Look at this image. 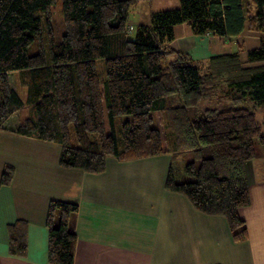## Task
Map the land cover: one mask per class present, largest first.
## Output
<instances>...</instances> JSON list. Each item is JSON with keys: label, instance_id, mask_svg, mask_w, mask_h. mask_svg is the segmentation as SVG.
<instances>
[{"label": "trees", "instance_id": "obj_1", "mask_svg": "<svg viewBox=\"0 0 264 264\" xmlns=\"http://www.w3.org/2000/svg\"><path fill=\"white\" fill-rule=\"evenodd\" d=\"M137 1L62 0L65 30L59 42L49 33L48 57L43 18L48 22L56 0H0V129L59 143L60 166L93 173L105 170L107 156L169 154L166 189L185 195L204 213L224 216L234 238L245 240L239 209L250 203L247 172L256 141L264 144V113L259 121L255 111L257 104L264 106V37L247 50L246 62L238 46L201 60L205 72L199 60L170 43L182 23L195 35L230 39L248 24L264 31V0H180L178 7L152 12L130 35L129 11ZM216 78L226 81L229 95L200 109L205 86ZM18 86L26 88L25 101ZM249 99L252 107L244 105ZM26 105L34 115L7 128ZM156 115L163 116L164 126L154 125ZM181 156L187 159L180 166ZM14 171L13 164L4 165L0 187L12 182ZM78 209L76 201L48 203L51 264H74ZM9 236L10 253L24 256L27 221L9 225Z\"/></svg>", "mask_w": 264, "mask_h": 264}, {"label": "crops", "instance_id": "obj_2", "mask_svg": "<svg viewBox=\"0 0 264 264\" xmlns=\"http://www.w3.org/2000/svg\"><path fill=\"white\" fill-rule=\"evenodd\" d=\"M216 37L227 38L195 35L182 23L175 26L170 45L196 53L200 60L234 50L230 45L213 53L210 40ZM257 39L242 51L243 61L247 50L260 44ZM13 136L29 142V150L45 153L47 162L44 173L36 169L37 185L26 179L28 172L18 174L14 166L12 182L0 187V264H51L45 223L52 198L79 204L74 264H264V144L256 146L248 167L250 203L239 209L248 237L236 240L224 216L204 213L185 195L166 189L169 154L161 163L160 155L130 160L107 156L105 170L93 173L60 166L59 143L58 157L54 154L51 162L46 144L52 141ZM2 169L3 164L0 174ZM18 219L27 221L24 256L9 250V225Z\"/></svg>", "mask_w": 264, "mask_h": 264}, {"label": "rangeland", "instance_id": "obj_3", "mask_svg": "<svg viewBox=\"0 0 264 264\" xmlns=\"http://www.w3.org/2000/svg\"><path fill=\"white\" fill-rule=\"evenodd\" d=\"M180 5V0H138L135 4H133L130 7L129 11V32L130 35H133L138 28L140 24H145L150 21V16L152 12H156L163 9H169V8H175ZM187 27V26H186ZM65 30L64 26V20H63V14H62V0H56V2L52 5L49 12V19L48 22L45 21L43 18V35H42V41L45 45L46 54L49 57V50H48V42L47 37L49 33H52L54 39L56 42H59L61 40V36ZM180 32V30H179ZM178 32V33H179ZM257 37H264V31H258L254 30L252 28L248 27L241 33L239 36H236L232 39L228 38H211L210 42H212V52L218 53L223 50L224 47L232 46L234 49L238 47L243 48L242 51L246 49L247 46H253V44L256 43V40L258 41ZM218 39V40H217ZM223 39V40H222ZM173 48H177L176 45L172 46ZM242 53V52H241ZM194 59L199 60L202 72L206 71V66L202 64V61L198 59V54L196 53H190ZM244 57V54L242 55V58ZM97 71L98 76L100 78V85L102 90L104 89V80L106 77V70H105V59L100 58L97 60ZM19 87V93L23 100H26V88ZM229 95L228 86L226 84V81L223 78H216L215 80H212L211 83L207 84L204 88V94L202 95V99L200 101V105L198 106L200 109H203L206 106L215 105L218 103H222L224 96ZM106 100L104 98V108H105V115H106V123L108 125V117H107V111L105 106ZM254 101L249 99L247 102L244 103L245 106L252 107L254 105ZM243 105V104H242ZM198 110V109H197ZM256 116L259 121L263 118L264 113V106L261 104L256 105ZM191 116L195 115V110L191 111ZM34 115V109L30 105H26L24 108L17 111L7 122L6 126L7 128H12L16 126L20 121L24 120L26 117H32ZM163 116H155L154 125L155 126H164L165 122H163ZM109 126V125H108ZM109 128V127H108ZM17 132H13L10 129H0V168L3 164V167L5 165V162L15 164L14 166H17V173H29V176L26 175V179L30 180L34 185L36 184V174L37 170L42 171L44 173L45 163L47 162L45 160L46 156L45 153H42L40 150H29L28 146L30 145L29 142L21 141L15 139L16 137L13 136ZM71 133V139L72 143H76V137L73 128L70 130ZM49 144H46L50 149L52 150V154L50 153L52 162V157L54 154H56V158L58 157L59 153V147L55 142H48ZM165 145V143H164ZM263 145L262 143L256 141V146ZM54 152V153H53ZM166 154L155 155L157 157H160L157 162H164L163 157ZM156 157V158H157ZM187 157H179L178 158V164L181 166L184 164V160H186ZM160 162V163H161ZM31 177V178H30ZM37 185V184H36ZM20 189V187H17V190Z\"/></svg>", "mask_w": 264, "mask_h": 264}]
</instances>
